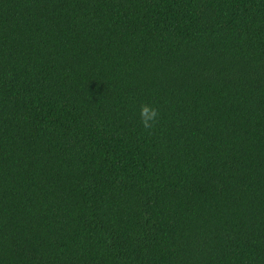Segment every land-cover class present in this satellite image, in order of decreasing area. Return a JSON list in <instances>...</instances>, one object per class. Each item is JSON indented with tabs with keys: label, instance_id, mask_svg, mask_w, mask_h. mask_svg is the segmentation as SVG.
<instances>
[{
	"label": "trees",
	"instance_id": "16d2710c",
	"mask_svg": "<svg viewBox=\"0 0 264 264\" xmlns=\"http://www.w3.org/2000/svg\"><path fill=\"white\" fill-rule=\"evenodd\" d=\"M0 264H264V0H0Z\"/></svg>",
	"mask_w": 264,
	"mask_h": 264
},
{
	"label": "clouds",
	"instance_id": "9594fccd",
	"mask_svg": "<svg viewBox=\"0 0 264 264\" xmlns=\"http://www.w3.org/2000/svg\"><path fill=\"white\" fill-rule=\"evenodd\" d=\"M159 116L158 109L145 103L140 107V119L144 129L151 130L157 122Z\"/></svg>",
	"mask_w": 264,
	"mask_h": 264
}]
</instances>
